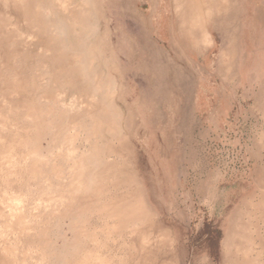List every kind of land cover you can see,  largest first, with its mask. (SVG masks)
<instances>
[{
  "label": "rangeland",
  "instance_id": "rangeland-1",
  "mask_svg": "<svg viewBox=\"0 0 264 264\" xmlns=\"http://www.w3.org/2000/svg\"><path fill=\"white\" fill-rule=\"evenodd\" d=\"M87 1L0 0V264H264V0L262 9L258 0H200L199 39L201 31L211 48L191 65L163 48L182 1ZM211 20L229 28V81ZM155 22L162 41L152 37ZM90 29L86 77L75 32L86 38ZM94 151L93 164L77 162Z\"/></svg>",
  "mask_w": 264,
  "mask_h": 264
},
{
  "label": "bare ground",
  "instance_id": "bare-ground-1",
  "mask_svg": "<svg viewBox=\"0 0 264 264\" xmlns=\"http://www.w3.org/2000/svg\"><path fill=\"white\" fill-rule=\"evenodd\" d=\"M42 1V0H41ZM47 1V0H46ZM57 1H59L58 3H59V5H60V0H57ZM62 2H63V0H61ZM69 1V0H68ZM86 1V0H85ZM89 1V0H88ZM88 1L86 2V3H88ZM116 1V0H115ZM119 1V0H118ZM121 1V0H120ZM151 1V0H150ZM182 1V0H181ZM189 1L190 0H188L187 2H183L185 5H186V3H189ZM217 1V0H216ZM39 2V1H38ZM37 2V3H38ZM65 2V1H64ZM153 2V1H152ZM151 2V3H152ZM166 2V1H165ZM226 2V1H225ZM36 3V2H35ZM83 3V2H82ZM90 3V2H89ZM120 3V2H119ZM142 3V2H141ZM144 3V2H143ZM32 4V3H31ZM50 4V3H49ZM65 5H66V3H64ZM67 4H69V5H72V4H70V3H68L67 2ZM138 4V3H137ZM34 5V4H33ZM47 5V4H46ZM51 5V4H50ZM85 5H87V4H85ZM156 5V4H155ZM184 5V6H185ZM225 5V4H224ZM12 6V5H11ZM48 7H49V5H47ZM56 6V5H55ZM55 6L53 5L52 7H51V9L54 7L55 8ZM63 6V3H62V5H61V7ZM68 6V5H67ZM134 6V5H133ZM139 6H140V4H139ZM215 6V5H214ZM46 7V6H45ZM57 7H59L58 5H57ZM190 7L191 8H197V12H195L196 13V15H195V17H200V15L201 14H203V11H204V9H205V6L200 2V0H191V2H190ZM32 8V7H31ZM39 8V7H38ZM63 8V7H62ZM80 8V7H79ZM82 8H84L83 6H82ZM67 7H66V11H67ZM77 9V8H76ZM120 9V8H119ZM133 9V8H132ZM152 9V8H151ZM150 9V10H151ZM33 10V9H32ZM46 10V9H45ZM64 10V9H63ZM64 10V11H65ZM153 10V9H152ZM151 10V11H152ZM189 10V9H188ZM221 10V9H220ZM35 11V10H34ZM61 11H62V9H61ZM63 11V12H64ZM91 11H92V6H91ZM90 11V12H91ZM125 11V10H124ZM182 11V10H181ZM32 12V11H31ZM43 12V11H42ZM47 12H49V14H50V12H54L55 13V9H54V11H48L47 10ZM60 12V11H59ZM62 12V13H63ZM121 12V11H120ZM45 13V12H44ZM61 13V12H60ZM92 13V12H91ZM151 13V12H150ZM184 13V12H183ZM194 13V12H193ZM213 13V12H212ZM217 13H220V11L218 10V12ZM93 14V13H92ZM149 14V13H148ZM185 14V13H184ZM5 15V14H4ZM63 15V14H62ZM187 15V14H186ZM213 15H214V13H213ZM217 15V14H216ZM9 16V15H8ZM11 16V15H10ZM14 16H15V14H14ZM45 16H47V15H45ZM57 16V15H56ZM67 16H68V14H67ZM86 16V15H85ZM91 16V15H90ZM123 16H125V15H123ZM218 16V15H217ZM216 16V17H217ZM51 17V16H50ZM61 17V16H60ZM126 17V16H125ZM206 17V16H205ZM215 17V16H214ZM9 18V17H8ZM14 18V17H13ZM132 18V17H131ZM183 18V17H182ZM204 18V17H203ZM220 18V17H219ZM10 19V18H9ZM45 19H46V17H45ZM135 19V18H134ZM194 19V18H193ZM2 20H4V19H2ZM14 20V19H13ZM61 20V19H60ZM137 20V19H136ZM139 20V19H138ZM164 20V19H163ZM20 21V20H19ZM18 21V22H19ZM49 21H52V23H50L51 25H52V27L55 29V31L58 33V34H60L61 36H63V35H65L64 33L66 32V25L62 22V20H61V23L57 20V19H55L54 18V16H52V19L50 18V20ZM76 21H78V20H76ZM140 21V20H139ZM203 21V20H202ZM212 21V20H211ZM231 21V20H230ZM16 22H17V20H16ZM40 22H42V21H40ZM88 22V21H87ZM153 19H151V24L153 25ZM164 22V21H163ZM183 22V21H182ZM204 22V21H203ZM23 23V22H22ZM21 23V24H22ZM184 23V22H183ZM226 22H224V24H225ZM217 24H219V23H216V27H218L219 25H221V24H219V25H217ZM47 25V24H46ZM81 25V24H80ZM164 25V24H163ZM19 26V25H18ZM89 26H91L90 24H89ZM165 26V25H164ZM204 26V25H203ZM211 26V25H210ZM227 26V25H226ZM7 27V26H6ZM94 27H95V24H94ZM188 27V26H187ZM14 28V27H13ZM85 28H86V26H85ZM181 28H183V26L181 27ZM180 28V29H181ZM195 28V27H194ZM223 28V27H222ZM4 29H5V27H4ZM46 29V28H45ZM48 29V28H47ZM49 29H50V27H49ZM165 29V28H164ZM188 29V28H187ZM229 29V28H228ZM38 30V29H37ZM170 30H172V27H170ZM194 30V29H193ZM5 31V30H4ZM182 31H184L183 29H182ZM187 31V30H186ZM233 31V30H232ZM3 32V31H2ZM11 32V31H10ZM25 32V31H24ZM27 32V31H26ZM50 32H51V30H50ZM93 32H95L93 29H90L89 30V33L88 34H90V35H88L86 38H84V36H82L78 31L77 32H75V35L77 36V38H79L80 40L78 41V45H77V50L75 51V55H76V58H77V60L78 61H80L82 64H83V67L86 69L85 70V72H86V77H88V74L90 75V72H89V70H88V68L86 67V65H85V59L87 58L86 56H88V57H90V53L91 52H89L88 50H87V44H85L86 43V39H88L89 37H91L92 36V34H93ZM166 32V31H165ZM38 33V32H37ZM167 33V32H166ZM184 33V32H183ZM203 33V32H202ZM35 34V33H34ZM54 34V33H53ZM56 34V33H55ZM230 34V33H229ZM178 35V34H177ZM183 35V34H182ZM203 35V34H202ZM232 35V34H231ZM13 36V35H12ZM40 36V35H39ZM57 36V35H56ZM66 36V35H65ZM65 36H64V38H65ZM55 37V36H54ZM163 37H164V35H163ZM167 37V40H168V43H169V45H171L175 40H174V33H173V30L169 33V35L168 36H166ZM207 37V36H206ZM228 37V36H227ZM53 38V37H52ZM165 38V37H164ZM183 38V37H182ZM201 38H203L202 36L200 37V39H199V43H202L203 42V40L201 39ZM26 39V38H25ZM198 39V38H197ZM206 39V38H205ZM227 39V38H226ZM11 40V39H10ZM9 40V41H10ZM29 40H31L32 41V39H29ZM34 40V39H33ZM47 40V39H46ZM185 40V39H184ZM188 40H190L192 43L193 42H195V40H194V38L191 36V39H190V37H189V39ZM60 41V40H59ZM85 41V42H84ZM94 41V40H93ZM6 42V41H5ZM24 42V41H23ZM23 42H22V44H23ZM180 42V41H179ZM25 43V42H24ZM29 43V42H28ZM34 43V42H33ZM48 43H49V41H48ZM62 43H63V41H62ZM80 43V44H79ZM126 43V42H125ZM22 44H20V46L22 45ZM27 44V43H26ZM31 44H32V42H31ZM225 44V43H224ZM28 45V44H27ZM126 45V44H125ZM168 45V44H167ZM194 45V44H193ZM25 46V45H24ZM24 46H23V49H24ZM60 46V45H59ZM172 46V45H171ZM1 47V46H0ZM34 47V46H33ZM57 47V46H56ZM204 47V46H203ZM230 47V46H229ZM234 47V46H233ZM58 48V47H57ZM145 48V47H144ZM167 48V47H166ZM227 48V47H226ZM8 49V48H7ZM15 49H17V47L15 48ZM41 49H45V46L44 47H42ZM41 49H39V50H41ZM170 49V48H169ZM32 50V49H31ZM56 50V49H55ZM58 50V49H57ZM173 50V49H172ZM1 51V50H0ZM38 51V50H37ZM48 50H46V52H47ZM185 51V50H184ZM39 52V51H38ZM203 52H204V50H203ZM222 52V51H221ZM10 53V52H9ZM17 53V51H15V53L13 52L12 53V55H15ZM102 53V52H101ZM171 53V52H170ZM187 53V52H186ZM202 53V52H201ZM20 54V53H19ZM143 54V53H142ZM145 54V53H144ZM234 54V53H233ZM1 55V54H0ZM7 55V54H6ZM16 55H18V54H16ZM26 55V54H25ZM24 55V56H25ZM92 57L95 59V58H97V54L95 53V52H93L92 53ZM136 55V54H135ZM19 56V55H18ZM151 56V55H150ZM181 56V55H180ZM0 57H2V56H0ZM15 57V56H14ZM17 57V56H16ZM55 57H56V55H55ZM60 57V56H59ZM135 57V56H134ZM3 58V57H2ZM24 58V57H23ZM107 58V57H106ZM156 58V57H155ZM190 58V57H189ZM14 59V58H13ZM55 59H57V57L55 58ZM187 59V58H186ZM228 59V58H227ZM2 60V59H1ZM8 60V59H7ZM20 60V59H19ZM24 60V59H23ZM170 60V59H169ZM189 60V59H188ZM55 61V60H54ZM142 61V60H141ZM155 61V60H154ZM51 62V61H50ZM157 62V61H156ZM226 62H228V61H226ZM42 64V63H41ZM40 64V65H41ZM46 64V63H45ZM44 63L42 64L43 66L45 65ZM74 64H76V63H74ZM99 64V63H98ZM157 64H161V62H157ZM1 65H3V64H1ZM12 65V64H11ZM38 65V64H37ZM51 65V64H50ZM109 65V64H108ZM4 66V65H3ZM153 66V64H151L150 65V67L149 68H151ZM221 66V65H220ZM34 67V66H33ZM37 67V66H36ZM104 67V66H103ZM106 67V66H105ZM140 67V66H139ZM222 67V66H221ZM6 68V67H5ZM74 68H75V66H74ZM146 68V67H145ZM161 68V67H160ZM52 69V68H51ZM57 69V68H56ZM107 69V68H106ZM224 69V68H223ZM68 70V69H67ZM42 71V70H41ZM151 73L152 72H154V71H156V70H152V68L149 70ZM109 73V72H108ZM39 74V73H38ZM110 74V73H109ZM145 75V74H144ZM0 77H2V76H0ZM14 77V76H13ZM98 77H100V76H98ZM108 78H109V76H108ZM20 79V78H19ZM38 79V78H37ZM104 79V78H103ZM2 80H4V79H2ZM1 80V81H2ZM11 80H14V78L13 79H11ZM25 80V79H24ZM83 80H84V78H83ZM117 80V79H116ZM23 81V80H22ZM22 81L20 82L19 81V84L20 83H22ZM26 81V80H25ZM25 81H23L24 83H25ZM14 82V81H13ZM103 82H104V80H103ZM23 83V84H24ZM29 83H32V82H28L27 83V85L29 84ZM44 83V82H43ZM18 84V83H17ZM18 84V85H19ZM37 84H39V83H37ZM110 83H107L106 84V87H105V90H106V92L108 91V92H110V91H113L112 90V83L109 85ZM18 85L16 86L17 88H19L18 87ZM26 85V86H27ZM20 86H21V84H20ZM65 86V85H64ZM89 86V85H88ZM15 87V86H14ZM63 87V86H62ZM22 88H23V86H22ZM40 88V87H39ZM103 88V87H102ZM5 89V88H4ZM8 89V88H7ZM16 89V88H15ZM36 89H38V88H36ZM89 89V88H88ZM18 90V89H17ZM19 90H21V91H23L21 88L19 89ZM19 90L18 91H16V93H14V95L15 94H17V92H19ZM20 91V92H21ZM25 91V90H24ZM11 92V91H10ZM9 92V93H10ZM13 92H15V90L13 89L12 90V93ZM28 92V91H27ZM64 92V91H63ZM108 92H107V94H108ZM12 93H10V95L12 94ZM30 93V92H29ZM33 93H35V92H33ZM19 94V93H18ZM61 93H59V95H60ZM106 94V95H107ZM13 95V94H12ZM42 95V94H41ZM44 95H46V94H44ZM50 95H52V94H50ZM50 95H49V97H50ZM58 95V96H59ZM15 96H17V95H15ZM55 96V95H54ZM20 97H21V95H20ZM41 97V96H40ZM22 98V97H21ZM41 98H45V96L44 97H41ZM73 98H74V96H73ZM89 98V97H88ZM11 99H12V96H11ZM18 100L20 99L19 97L17 98ZM94 99V98H93ZM92 99V100H93ZM9 100V99H8ZM13 100H14V98H13ZM88 100V99H87ZM91 100V99H90ZM96 100V99H95ZM10 101V100H9ZM105 101V100H104ZM109 101L110 100H108V104H109ZM91 102V101H90ZM7 103H9V102H7ZM19 103H20V100H19ZM71 103V102H70ZM84 103H86V102H84ZM13 104V105H12ZM83 104V103H82ZM92 104V103H91ZM96 104V103H95ZM104 104H107V102L105 101L104 102ZM1 105H4V104H1ZM10 105H12V107L14 106V102H12L11 104L9 103V106ZM15 105H16V102H15ZM84 105V104H83ZM85 105H87V104H85ZM90 105V104H89ZM93 105V104H92ZM88 106V105H87ZM5 107V106H4ZM15 107L16 106H14L13 108L15 109ZM21 107H23V106H20V108ZM90 107V106H89ZM13 108H12V110H13ZM10 109V108H9ZM8 109V110H9ZM19 109V108H18ZM22 109V108H21ZM24 109V108H23ZM90 109V108H89ZM16 112H17V110H15ZM14 111V112H15ZM59 111V110H58ZM105 111V110H104ZM103 111V112H104ZM0 112H1V110H0ZM10 112V111H9ZM12 112V111H11ZM39 112V111H38ZM106 112V111H105ZM28 113V112H27ZM30 113V112H29ZM37 113V112H36ZM112 113H113V111H112ZM111 113V114H112ZM7 114V113H6ZM5 114V115H6ZM20 114V113H19ZM90 114V113H89ZM36 115V114H35ZM92 115H94V114H92ZM30 116H32V115H30ZM62 116V115H61ZM1 118H2V116H0ZM3 117H4V115H3ZM29 117V116H28ZM35 117V116H34ZM95 119H96V117L95 116H93ZM0 118V121H2V119ZM6 118V117H5ZM30 118V117H29ZM44 118V117H43ZM61 118V117H60ZM92 118V117H91ZM93 118V119H94ZM31 119V118H30ZM94 119V120H95ZM99 118H97V120H98ZM6 120H8L7 118H6ZM39 120V119H38ZM12 121V120H11ZM14 121V120H13ZM22 121V120H21ZM32 121H33V119H32ZM101 121V120H100ZM3 122L4 121H2V122H0V124L2 123L3 124ZM6 122V121H5ZM5 122H4V126H5ZM8 122H10V121H8ZM17 122V121H16ZM27 122V121H26ZM97 122H99V120L97 121ZM12 123V122H11ZM10 123V124H11ZM59 123V122H58ZM14 124V123H13ZM13 124H12V126L11 127H13ZM28 124H29V122H28ZM36 124V123H35ZM65 124V123H64ZM66 125H68V123L66 124ZM75 125V124H74ZM98 125V124H97ZM104 125V124H103ZM2 127H3V125H1ZM16 126V125H15ZM35 126V125H34ZM65 126V125H64ZM67 127V126H66ZM80 127V126H79ZM7 128H9V127H7ZM19 128V127H18ZM2 129V128H1ZM0 129V130H1ZM6 129V128H5ZM31 129H32V127H31ZM37 129V128H36ZM45 129V128H44ZM67 129H69V128H67ZM73 130V127H72V129H71V131ZM13 131V130H12ZM69 131V130H68ZM25 132V131H24ZM26 132H27V130H26ZM69 133V132H68ZM77 133V132H76ZM93 134V133H92ZM66 134H64V136H65ZM18 136V135H17ZM60 135H58V137H59ZM71 136V135H70ZM73 136V135H72ZM72 136H71V138H72ZM4 137V136H3ZM27 137V136H26ZM109 138V137H108ZM18 139H19V137H18ZM87 139V138H86ZM32 140V139H31ZM69 141L70 140H72V139H68ZM110 140V139H109ZM5 141V140H4ZM17 141V140H16ZM65 141V140H64ZM85 142V141H84ZM6 143V142H5ZM15 143V142H14ZM67 143V142H66ZM66 143H64V144H66ZM9 144V143H8ZM23 144V143H22ZM70 144H71V142H70ZM117 144V143H116ZM67 145V144H66ZM2 146H4V145H2ZM6 146H8L9 147V145H6ZM38 146V145H37ZM60 146H61V144H60ZM71 146V145H70ZM12 148H13V146H12ZM11 148V149H12ZM5 149H6V147H5ZM60 150H61V148H59ZM54 150V149H53ZM7 151V150H6ZM9 151V150H8ZM73 151V150H72ZM71 151V153H73ZM34 152V151H33ZM33 152H32V156L33 155H35V154H33ZM35 152H37L36 150H35ZM70 152V151H69ZM83 152V151H82ZM12 153V152H11ZM70 153V154H71ZM86 153V152H85ZM109 154H115V153H118V151L116 150V149H111V150H109V152H108ZM107 153V154H108ZM37 154V153H36ZM53 154V153H52ZM5 155H8V154H5ZM86 155V154H85ZM99 155V154H98ZM101 155V154H100ZM27 156V155H26ZM70 156V155H69ZM68 156V157H69ZM95 156H97V152L96 151H94L93 153H91V154H89L88 156H86L85 158H83V160H82V158H79L78 160H77V162H81L82 161V163L84 164V165H87V163H92L93 164V162L92 161H95L94 159H95ZM22 157V156H21ZM104 157V156H103ZM10 158V157H9ZM37 158H38V155H37ZM36 158V159H37ZM127 158V157H126ZM125 158V159H126ZM22 159V158H21ZM32 159V158H31ZM35 160V159H34ZM71 160H74L73 158L71 159ZM104 160V159H103ZM3 161V160H2ZM5 161V160H4ZM24 161V160H23ZM113 161V160H112ZM12 162H14V161H12ZM114 162V161H113ZM15 163V162H14ZM74 163H75V161H74ZM7 164H9V163H7ZM82 164V165H83ZM103 164V163H102ZM10 165V164H9ZM13 165V164H12ZM74 165V164H73ZM8 166V165H7ZM18 166V165H17ZM24 166V165H23ZM112 166V162H106V163H104L103 165H102V168H108V167H111ZM11 167V166H10ZM32 167V166H31ZM39 167V166H38ZM13 168V167H12ZM25 169H26V167H25ZM24 169V170H25ZM71 169V168H70ZM91 169V168H90ZM125 169H127V167L125 168ZM77 170H78V168H77ZM40 173V172H39ZM34 174V173H33ZM93 174V173H92ZM17 175V174H16ZM72 175V177L74 176L73 174H71ZM90 175V174H89ZM98 175V174H97ZM19 176V175H18ZM34 176V175H33ZM27 178V177H26ZM46 178H47V176H46ZM49 178V177H48ZM46 180V179H45ZM52 181V180H51ZM68 181V180H67ZM66 181V182H67ZM34 182V181H33ZM140 184H142V183H140ZM39 185V184H38ZM136 185V184H135ZM143 185V184H142ZM34 186V185H33ZM36 186V185H35ZM99 187V186H98ZM72 188H74V186L72 187ZM145 188V187H144ZM34 189V188H33ZM40 189V188H39ZM65 189V188H64ZM105 189V188H104ZM107 190V189H106ZM30 191V190H29ZM73 191H74V189H73ZM94 191V190H93ZM126 191V190H125ZM4 192V191H3ZM105 192V191H104ZM2 193V192H1ZM16 193V192H15ZM27 193V192H26ZM37 194V193H36ZM64 194V193H63ZM91 194V193H90ZM14 195V194H13ZM19 195V194H18ZM49 195V194H48ZM88 195V194H87ZM5 196V195H4ZM33 196V195H32ZM50 196V195H49ZM65 196V195H64ZM81 196V195H80ZM79 196V197H80ZM97 196V195H96ZM13 197V196H12ZM29 197H31V196H29ZM11 198V197H10ZM21 198V197H20ZM19 198V199H20ZM93 198H95V197H93ZM3 199V198H2ZM17 200H18V198H16ZM41 199H42V197H41ZM75 199V198H74ZM96 199V198H95ZM10 200V199H9ZM34 200V199H33ZM39 200V199H38ZM52 200V199H51ZM73 200V199H72ZM8 201V200H7ZM13 201V203L12 204H15V205H13L12 207L14 208V210H16L17 208V203H21V202H16L15 200H12ZM20 201V200H19ZM22 201V200H21ZM47 201V200H46ZM45 201V202H46ZM260 201V200H259ZM65 202V201H64ZM90 202V201H89ZM23 203V202H22ZM25 203V202H24ZM23 203V204H24ZM47 203V202H46ZM94 203V202H93ZM49 204V203H48ZM261 204V203H260ZM1 205H2V203H1ZM34 205V204H33ZM120 206V205H119ZM49 207V206H48ZM35 208V206L33 207V209ZM43 208V207H42ZM60 208V207H59ZM91 208V207H90ZM10 209V208H9ZM20 209H22V208H20ZM37 209V208H36ZM36 209H34V210H36ZM39 209V208H38ZM94 209V208H93ZM11 210V209H10ZM18 210V209H17ZM58 210V209H57ZM64 210V209H63ZM72 210H74V209H72ZM13 211V210H12ZM42 211V210H41ZM59 211V210H58ZM101 211H102V209H101ZM1 212V211H0ZM24 212V211H23ZM31 212H32V210H31ZM56 212V211H55ZM66 212V211H65ZM84 212V211H83ZM2 213V212H1ZM8 213V212H7ZM11 213V212H10ZM69 213V212H68ZM11 214H14V216H15V213H11ZM44 214V213H43ZM45 214H47V213H45ZM53 214V213H52ZM84 214V213H83ZM1 215H3V214H1ZM29 215V214H28ZM40 215V214H39ZM100 215V214H99ZM155 215H156V213H155ZM6 216V215H5ZM10 216V215H9ZM47 216H48V214H47ZM74 216V215H73ZM76 216V215H75ZM84 216H85V214H84ZM15 218V217H14ZM40 218H41V216H40ZM46 218V217H45ZM56 218V217H55ZM62 218V217H61ZM73 218V217H72ZM153 218V217H152ZM12 219V218H11ZM32 219V218H31ZM58 219V218H57ZM75 219H77V218H75ZM81 219V218H80ZM84 219V218H83ZM44 220H46V219H44ZM51 220V219H50ZM53 220V219H52ZM35 221V220H34ZM39 221V220H38ZM37 221V222H38ZM72 221V220H71ZM151 221V220H150ZM1 222V221H0ZM48 222V221H47ZM52 222V221H51ZM58 222V221H57ZM83 222V221H82ZM81 222V223H82ZM87 222V221H86ZM2 223V222H1ZM30 223V222H29ZM40 223V222H39ZM45 222H43V224H44ZM94 223V222H93ZM105 223V222H104ZM153 223V222H152ZM16 224V223H15ZM33 224H35V223H33ZM80 223H78V225H79ZM133 224V223H132ZM2 225H4V224H2ZM2 225H0L1 227H2ZM10 225V224H9ZM28 225V224H27ZM31 225H32V223H31ZM47 225V224H46ZM49 225V224H48ZM69 225V224H68ZM92 225V224H91ZM144 225V224H143ZM134 226V225H133ZM0 227V228H1ZM37 227V226H36ZM40 227V226H39ZM79 227V226H78ZM105 227V226H104ZM130 227H132V226H130ZM9 228V227H8ZM18 228V227H17ZM38 228V227H37ZM36 228V229H37ZM62 228H64V227H62ZM6 229H7V227H6ZM83 229V228H82ZM91 229V228H90ZM95 229V228H94ZM2 230H3V228H2ZM79 230V229H78ZM105 230V229H104ZM7 231H9V230H6V232ZM107 231V230H106ZM134 231H136V230H134ZM145 231V230H144ZM162 231V230H161ZM2 232H4V230L2 231ZM1 232V233H2ZM10 232V231H9ZM25 232V231H24ZM29 232V231H28ZM63 232V231H62ZM82 232H85V231H82ZM104 232V231H103ZM133 232V231H132ZM137 232V231H136ZM146 232V231H145ZM152 232V231H151ZM150 232V233H151ZM1 233H0V235H1ZM8 233V232H7ZM38 233V232H37ZM50 233V232H49ZM59 233V232H58ZM71 233V232H70ZM92 233V232H91ZM130 233H131V231H130ZM140 233H142V232H140ZM147 233H149V232H147ZM159 233H160V231H159ZM6 234V233H5ZM35 234V233H34ZM69 234V233H68ZM73 234V233H72ZM79 234V233H78ZM90 234V233H89ZM94 234V233H93ZM128 234V233H127ZM131 234H134V233H131ZM146 234V233H145ZM156 234V233H155ZM158 234V233H157ZM167 233H165V235H166ZM248 234H249V232H248ZM21 235H22V233H21ZM31 235V234H30ZM41 235V234H40ZM54 235V234H53ZM82 235V234H81ZM83 235H85V234H83ZM130 235V234H129ZM164 235V234H163ZM162 235V236H163ZM168 235V234H167ZM11 235L9 234L8 236H6V237H10ZM28 236V235H27ZM56 236H58V235H56ZM70 236V235H69ZM126 236V235H125ZM1 237H3L2 239L3 240H5V238H4V236H0V238ZM50 237V236H49ZM73 237V236H72ZM75 237H77V236H75ZM84 237V236H83ZM102 237V236H101ZM150 237V236H149ZM158 236H156V238H157ZM159 237H161V236H159ZM16 238V237H15ZM78 238V237H77ZM76 238V239H77ZM148 238V237H147ZM151 239H152V237H150ZM164 238V237H163ZM29 239H30V237H29ZM52 239V238H51ZM69 239V238H68ZM92 239V238H91ZM122 239V238H121ZM141 239V238H140ZM144 239H145V237H144ZM149 239V238H148ZM158 239V238H157ZM11 240V239H10ZM9 240V241H10ZM88 240V239H87ZM126 240V239H125ZM142 240H143V238H142ZM142 240H140L141 242H144V241H142ZM167 240V239H166ZM171 240V239H170ZM45 241V240H44ZM76 241H78V240H76ZM80 241V240H79ZM157 241V240H156ZM161 241V240H160ZM168 241H169V238H168ZM21 242H23V241H21ZM29 242V241H28ZM31 242V241H30ZM61 242V241H60ZM124 242V241H123ZM132 242V241H131ZM147 242H150V240L149 241H147ZM153 242V241H152ZM38 243V242H37ZM49 243V242H48ZM96 243V242H95ZM94 243V244H95ZM154 243H155V241H154ZM153 243V244H154ZM0 244H1V242H0ZM9 244H12V243H10L9 242ZM8 244V245H9ZM51 244H53V243H51ZM135 244V243H134ZM147 244V243H146ZM7 245V243L4 245V246H6ZM36 245V244H35ZM55 245V244H54ZM79 245V244H78ZM98 245V244H97ZM127 245V244H126ZM129 245H131V244H129ZM139 245H140V243H139ZM150 245H152V243L150 244ZM157 245V244H156ZM224 245H226V244H224ZM247 245V244H246ZM3 245H2V250L1 251H3V247H4ZM10 246V245H9ZM11 246H13V245H11ZM22 246V245H21ZM56 246V245H55ZM121 246V245H120ZM153 246V245H152ZM8 247V246H7ZM14 247V246H13ZM51 247V246H50ZM69 247V246H68ZM77 247V246H76ZM127 247V246H126ZM130 247V246H129ZM128 247V248H129ZM140 247V246H139ZM144 247V246H143ZM151 247V246H150ZM154 247V246H153ZM162 247H164V246H162ZM226 247V246H225ZM25 248V247H24ZM33 248V247H32ZM31 248V249H32ZM133 249L135 248V246L134 247H132ZM158 248V247H157ZM22 249V248H21ZM36 249V248H35ZM58 249V248H57ZM61 249V248H60ZM95 249V248H94ZM146 249V248H145ZM160 249V248H159ZM7 250H9V249H7ZM37 250V249H36ZM40 250H42V249H40ZM135 250H137V248H135ZM135 250H133V251H135ZM142 250V249H141ZM161 250V249H160ZM22 251V250H21ZM24 251V250H23ZM76 251V250H75ZM138 251V250H137ZM6 252V251H5ZM45 252H48V251H45ZM131 252V251H130ZM151 252H152V249H151ZM148 253V252H147ZM25 254H27V253H25ZM51 254H53V252L51 253ZM66 254V253H65ZM73 254V253H72ZM72 254H71V256H72ZM100 254V253H99ZM102 254V253H101ZM100 254V255H101ZM125 254V253H124ZM132 254V253H131ZM160 254V253H159ZM30 255V254H29ZM47 255V254H46ZM56 255V254H55ZM100 255H98V256H100ZM103 255V254H102ZM128 255V254H127ZM133 255V254H132ZM154 255V254H153ZM163 255V254H162ZM16 256V255H15ZM31 256V255H30ZM43 256V255H42ZM71 256H70V258H71ZM125 256V255H124ZM158 256V255H157ZM166 256V255H165ZM248 256V255H247ZM41 257V256H40ZM47 257V256H46ZM64 257H65V255H64ZM139 257V256H138ZM138 257L136 258V259H138ZM224 257V256H223ZM238 257V256H237ZM241 257V256H240ZM239 257V258H240ZM77 258V257H76ZM98 258V257H97ZM129 258V257H128ZM134 258V261L136 262L137 260ZM158 258V257H157ZM257 258V257H256ZM50 259V258H49ZM100 259V257L98 258V260ZM122 259V258H121ZM156 259V258H155ZM39 260V259H38ZM147 260V259H146ZM237 260V259H236ZM17 261V260H16ZM33 261V260H32ZM35 261V260H34ZM51 261V260H50ZM238 261V260H237ZM248 261L250 262V260L248 259ZM15 262V261H14ZM36 262V261H35ZM38 262V261H37ZM36 262V263H37ZM120 262V261H119ZM174 262V261H173ZM144 263V262H143ZM157 263V262H156ZM165 263V262H164ZM89 264V263H88ZM121 264H123V263H121ZM239 264V263H238ZM249 264V263H248ZM250 264H252L251 262H250ZM259 264H260V262H259Z\"/></svg>",
  "mask_w": 264,
  "mask_h": 264
},
{
  "label": "crops",
  "instance_id": "crops-1",
  "mask_svg": "<svg viewBox=\"0 0 264 264\" xmlns=\"http://www.w3.org/2000/svg\"><path fill=\"white\" fill-rule=\"evenodd\" d=\"M181 1V0H180ZM188 0H182V2H187ZM259 1V6H260V9H262V6H261V3H260V0ZM190 2L191 0L189 1V3H186V5L184 3L183 6H184V17L185 18H188V21L187 20H184L185 23L189 22V26H190V30L189 32L185 33L184 31H182V25H183V20H182V4L181 5H177V7L175 6L174 7V17L177 18V20L175 19L174 20V25H172V30H173V33H174V42L171 44V45H168V47L166 48L165 46L163 47L166 51H167V55L171 58V59H175V62L177 64H198V57H207V54L210 52V42L207 40L206 41V44H204L203 42L202 43H199V32H198V16L195 17L197 11L193 10L191 7H190ZM154 9V8H152ZM151 9V10H152ZM189 9V10H188ZM194 12V13H193ZM155 13V10H152L150 15L151 17L154 16L155 19H156V15H154ZM187 14V15H186ZM222 15V14H221ZM204 16V14H201L200 17ZM226 16V15H224ZM194 18V19H193ZM159 20V19H158ZM157 22H155V25H154V31H153V36H155L156 38V41H162L163 40V32H161V29L158 31V30H155L157 27ZM209 25H213L212 29H217V31H221L222 33V38H221V43H222V52L220 53V56H219V59L217 60V68L218 69H226L225 72H221L222 73V76H221V79L222 81H229V54H228V50H229V39H230V36H229V29L227 26H222L221 28H218L216 27L214 24H213V21H209L208 23ZM195 27V28H194ZM158 28V27H157ZM181 28V29H180ZM225 28V29H224ZM194 29V30H193ZM227 29V30H226ZM172 30H169L168 32L170 33ZM184 32V33H183ZM168 33V35H169ZM178 34V35H177ZM183 34V35H182ZM191 36L194 38L195 42H191L189 39H191ZM200 36L203 37L202 35V32L200 31ZM228 36V37H227ZM183 37V38H182ZM198 38V39H197ZM227 38V39H226ZM185 39V40H184ZM180 41V42H179ZM225 43V44H224ZM194 44V45H193ZM204 46V47H203ZM183 47V49H182ZM227 47V48H226ZM170 48V49H169ZM173 49V50H172ZM161 51V49H159ZM187 53H185V51ZM204 50V52H203ZM171 52V53H170ZM202 52V53H201ZM181 55V56H180ZM185 56L187 59H185V61L183 62L182 61V57ZM190 57V58H189ZM228 58V59H227ZM189 59V60H188ZM228 61V62H226ZM211 63L213 62H209V65L211 66L212 68V65ZM222 67H221V66ZM197 66V65H196ZM220 66V67H219ZM192 70L191 74H190V80H199L198 78V75L199 73L197 72V69L195 67H190ZM224 68V69H223ZM189 71V72H190ZM208 73V72H207ZM225 73V74H224ZM227 73V74H226ZM211 76V78L209 79H213V76H214V73H210L208 74ZM217 75V74H216ZM209 76V77H210ZM218 76V75H217ZM219 77V76H218ZM212 91V90H211ZM212 93V92H211Z\"/></svg>",
  "mask_w": 264,
  "mask_h": 264
}]
</instances>
